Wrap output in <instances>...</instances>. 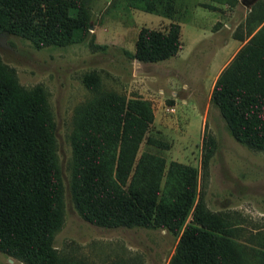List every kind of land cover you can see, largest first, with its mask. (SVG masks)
I'll return each instance as SVG.
<instances>
[{
  "label": "trees",
  "instance_id": "trees-1",
  "mask_svg": "<svg viewBox=\"0 0 264 264\" xmlns=\"http://www.w3.org/2000/svg\"><path fill=\"white\" fill-rule=\"evenodd\" d=\"M91 2L0 0V32L38 47L68 43L79 24H89ZM125 2L171 18L185 8L184 0ZM248 15L247 39L217 75L210 101L236 140L264 151V0ZM180 29L177 22L165 30L142 26L131 56L156 62L176 55ZM85 83L91 95L75 108L70 132V191L80 216L109 228L168 229L179 235L168 264H264V233L255 237L256 246L239 242L230 218L204 203L195 167L171 161L165 168L162 156L139 152L154 119L150 100L104 88L95 72ZM213 150V139L204 136V170ZM63 193L48 100L40 88L21 85L0 58V251L24 264H78L53 244L63 222Z\"/></svg>",
  "mask_w": 264,
  "mask_h": 264
},
{
  "label": "rangeland",
  "instance_id": "rangeland-1",
  "mask_svg": "<svg viewBox=\"0 0 264 264\" xmlns=\"http://www.w3.org/2000/svg\"><path fill=\"white\" fill-rule=\"evenodd\" d=\"M257 1L263 2L184 0L185 8L179 6L171 18L129 7L125 0H92L89 24H79L68 43L38 47L0 32L1 61L14 68L21 85L43 91L53 115L64 186L63 222L53 239L58 250L78 264H168L179 237L166 228L99 226L76 210L70 191V132L75 108L91 95L85 79L92 72L104 88L150 100L154 119L145 138L165 144L144 138L139 152L162 156L165 168L171 161L195 167L206 206L230 218L239 242L256 246L255 237L264 233V151L234 138L210 96L217 75L240 45L232 38L248 36L247 3L254 2L252 8ZM172 22L181 26L178 55L156 62L131 56L142 26L165 30ZM204 136L214 142L207 170L201 164ZM0 264L24 263L0 251Z\"/></svg>",
  "mask_w": 264,
  "mask_h": 264
},
{
  "label": "crops",
  "instance_id": "crops-1",
  "mask_svg": "<svg viewBox=\"0 0 264 264\" xmlns=\"http://www.w3.org/2000/svg\"><path fill=\"white\" fill-rule=\"evenodd\" d=\"M245 0H243V2H244ZM256 1V0H255ZM254 2H252V3H247V4H249V6H248V9L250 10L251 9V4H253ZM247 39V38H246ZM246 39L245 40H243V41H241L240 39H237V38H232V40H234V41H237V42H240V45H239V47L246 41ZM231 40V41H232ZM230 41L229 40H226L225 41V43H224V45H226V44H228ZM181 46H182V43H181ZM238 47V48H239ZM181 48V47H180ZM178 53H179V50H178V52L176 53V55H178ZM176 55H174V56H176ZM171 57H173V56H171Z\"/></svg>",
  "mask_w": 264,
  "mask_h": 264
},
{
  "label": "built area",
  "instance_id": "built-area-1",
  "mask_svg": "<svg viewBox=\"0 0 264 264\" xmlns=\"http://www.w3.org/2000/svg\"><path fill=\"white\" fill-rule=\"evenodd\" d=\"M172 110H173V108H172Z\"/></svg>",
  "mask_w": 264,
  "mask_h": 264
}]
</instances>
